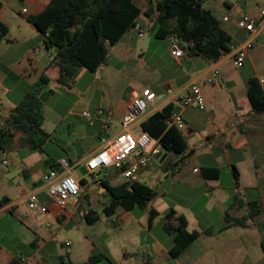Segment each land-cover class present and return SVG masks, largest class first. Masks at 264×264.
<instances>
[{
  "label": "crops",
  "instance_id": "crops-1",
  "mask_svg": "<svg viewBox=\"0 0 264 264\" xmlns=\"http://www.w3.org/2000/svg\"><path fill=\"white\" fill-rule=\"evenodd\" d=\"M1 1V19L9 26V34L0 43V89L4 90L0 94V124H3L43 74L50 77L51 88L54 82H58L59 71L50 67L56 49H47L44 38V52L41 46H35L17 60H12L7 54L16 42L41 35L27 18L43 11L50 0ZM135 1L143 10L153 2ZM205 6L212 10L220 19L221 26L232 36L234 47L230 53L213 61L200 55L190 56L185 52L184 57L178 61L171 54L168 38H155L147 31L151 38L143 40L146 34L141 36L136 28H131L137 32L135 41L128 38L126 32L110 48L106 62L97 71L91 72L84 68L71 87L62 86L69 92L76 91L75 95L70 92L75 101L64 114L56 111L57 119L63 123L70 115L81 117L85 109L102 108L111 119L107 130L102 120L97 121L100 126L98 133L77 130L74 143L79 149L71 147L70 153L67 152L63 143L73 142L65 138L71 133L63 131L61 136L64 139L56 138L58 130L55 126L48 127L49 97L45 105L43 126L51 134L47 144L56 140L61 152L47 150V144L45 152L24 148L19 145L20 133L17 132L14 147L5 151L0 158V199L9 198V202L0 208V264H55L51 262L55 259L63 264L67 261L69 264H80L87 261L95 251H103L104 248L121 264H136L129 261V257L131 253L141 250L147 253L142 264H264V113L253 111L248 96L249 80L264 74V0H206ZM24 9H27L26 13ZM243 17L255 21V32L238 27L237 21ZM139 22L149 27L153 16H141ZM248 43L250 46L247 47ZM240 48H247L246 56L244 65L237 67L234 55ZM215 69H220V74L212 83H208L207 79ZM9 77L23 79L29 87L27 92H19L10 98L11 90L7 86ZM193 83L201 85L205 97L203 109L195 104L184 106L180 102ZM80 84L84 85L83 90ZM145 88L151 89L157 98L148 105L142 120L133 129L141 134L143 120L168 104H174V113L181 114L186 123L182 132L192 150L194 167L198 166L202 171L217 167L220 175L217 178L207 177L187 167L179 176L167 177L164 182L166 185L172 183L171 188L179 198L176 202L160 198L171 194L162 190L149 203L143 216L135 215L133 211H123L119 215V225L113 224L108 217L89 225L83 216L86 208L92 205L95 198L102 197L106 189L94 183L91 190L82 186V196L78 201L60 208L48 196V182L44 180V175L53 171L67 172L62 166L51 168L50 162L53 161L62 164L71 159L73 173L78 165H85V159L103 146L104 133L112 134L113 127L117 129L113 135L121 131L122 118L133 91ZM91 104L94 106L91 107ZM80 107H83L82 110ZM74 125H67L68 129ZM158 146L155 142L149 153ZM161 152L163 155L164 151ZM4 159L8 160L7 164L3 163ZM234 166L239 171V184ZM102 176L113 184L116 183L114 181L124 180L118 170L104 171ZM246 190L257 191L258 198L249 197ZM32 193L37 194L48 206L47 213L30 209L29 196ZM88 193L93 194V197L82 209L84 195ZM235 195H239L242 202L233 206ZM250 200L259 202L260 213L249 220L247 226L233 225L225 228L226 215L230 213L233 217H241L247 214V202ZM202 202V207H199ZM152 208L159 215L150 223ZM170 208L177 211L176 215L186 216L190 230L196 229L201 233L177 258L171 256L173 240L169 241L163 226L162 230L167 235H162L163 232L157 235L153 231L160 220L165 221V214ZM214 208L217 209L220 224L202 229L195 213L212 212ZM78 213L83 216L82 222L91 226L90 232L85 234L77 246L70 240L59 242L57 233L51 228L55 224H69ZM2 223L6 225L2 226ZM66 246L72 247L71 251L66 250Z\"/></svg>",
  "mask_w": 264,
  "mask_h": 264
},
{
  "label": "trees",
  "instance_id": "trees-1",
  "mask_svg": "<svg viewBox=\"0 0 264 264\" xmlns=\"http://www.w3.org/2000/svg\"><path fill=\"white\" fill-rule=\"evenodd\" d=\"M205 2L206 0H153L150 6L143 10L135 0H50L43 11L30 15L27 19L42 34L47 49H56L50 67L58 69L57 81L69 88L82 69L97 71L106 62L110 48L116 45L129 29L141 24V16H153L151 26L143 25L146 32L150 31L159 39H169L175 35L183 50L190 56L200 55L216 61L230 53L234 47L233 38L221 26L220 19L205 6ZM2 8L3 2L0 0V43L9 34V26L1 19ZM50 82V77L43 74L4 123L0 124V158L5 151L14 147L17 132L20 133V146L31 151L45 152L44 147L51 140V134L43 126L45 105L54 92L49 87ZM248 96L253 111L257 114L264 113V93L258 78L249 80ZM174 109V104H168L141 123L143 131L148 133L153 141H158L161 151L168 153L161 166L169 178L177 177L168 176L169 169L186 159H192V150L189 149L182 130L170 124ZM67 162L70 166L73 164L71 159H67ZM50 163L51 168L62 166L60 162ZM234 172L239 184V171L236 166ZM199 173L217 178L220 169L205 168L203 171L200 169ZM85 176L81 186L87 185ZM101 186L107 188L103 195L109 196L108 202L102 205V212L111 221L123 211H134L139 207L146 209L160 194L154 187L140 180L131 182L124 179L118 184H113L103 178ZM84 199L90 202L87 194ZM7 202L8 197L0 199V208ZM239 202H242V199L235 195L233 206ZM247 204V214L241 217H233L230 213L226 215L225 228L233 225L247 226V222L260 213L257 200H250ZM176 214L177 211L170 208L163 222L165 232L174 236L170 249L173 258L179 257L201 235L200 231L189 229V222L184 214ZM158 215L159 212L152 208L150 223ZM83 216L89 225L96 224L101 219L100 213L92 205L86 208ZM262 247L264 250V243ZM105 258L109 257L104 252L95 251L87 261L80 264H96Z\"/></svg>",
  "mask_w": 264,
  "mask_h": 264
},
{
  "label": "built area",
  "instance_id": "built-area-1",
  "mask_svg": "<svg viewBox=\"0 0 264 264\" xmlns=\"http://www.w3.org/2000/svg\"><path fill=\"white\" fill-rule=\"evenodd\" d=\"M23 11L26 13L27 9H24ZM237 25L251 33L256 31L255 21L248 17L239 19ZM135 28L141 36L146 33V28L142 24H138ZM169 40L172 56L178 61L181 60L185 55V51L178 38L175 35H172L169 37ZM248 46H250L249 43L247 44V47ZM246 49L247 48H240L234 55L235 65L237 67H242L244 65ZM38 51L39 49L37 48L36 52ZM219 74L220 69H215L208 77L207 82L212 83ZM258 80L264 93V74L261 75ZM156 98V94L149 88H145L142 91H133L126 112L122 118L121 131L116 135L105 139L101 149L93 154L85 163L88 174L92 178V183L100 185L104 178L102 173L110 168L119 170L121 176L131 182L139 180L142 171L149 165V158L144 155L132 159L130 158L138 149L140 151L145 150L151 145L153 140L145 131L139 136L136 135L133 132V126L142 120L148 105L154 102ZM180 102L184 106L195 104L200 109H203L205 107V97L202 93L201 85L199 83H193L189 90L181 97ZM82 114L90 125H93L96 120H102L104 128L106 130L108 129L111 119L105 114L102 108H97L93 112L85 110ZM170 124L177 126L180 130L186 128L185 120L179 113H173L171 115ZM154 142L158 143V141ZM149 155L158 160L159 158L157 159V157L162 155L159 146L154 147ZM3 163L7 164L8 160L4 159ZM187 167H191L194 173H199L200 171L198 166H192L191 159H186L183 163L169 169L167 175L178 176ZM62 168L67 172H50L44 175V180L48 182V196L50 199L60 208H66L71 202H77L80 198L82 192L81 181L84 176H82L81 179H78L66 161L62 162ZM29 207L30 209L41 213L48 212V206L44 204L35 193H32L29 196ZM112 222L115 225H119L121 223L120 216L113 217ZM67 244L70 245L71 243L67 242Z\"/></svg>",
  "mask_w": 264,
  "mask_h": 264
},
{
  "label": "rangeland",
  "instance_id": "rangeland-1",
  "mask_svg": "<svg viewBox=\"0 0 264 264\" xmlns=\"http://www.w3.org/2000/svg\"><path fill=\"white\" fill-rule=\"evenodd\" d=\"M127 37L128 38H133L134 41L137 38V32L133 29H129L127 31ZM146 35L142 38L143 40L146 39H150L151 36L148 32L145 33ZM42 34L36 36L35 38H28L26 39V41H19L16 42L14 45H12V47L10 48V51L7 53L8 56L12 59V60H17L19 59L23 54H25L27 52V50L29 48H34L35 46H41L43 52L45 51V47L42 45ZM32 54V53H31ZM7 86L10 88L11 93L9 94V97H15V95L19 92H27L28 90V84H26L23 79H20L19 77L13 78V77H9V79L7 80ZM81 89L83 90L84 85L80 84ZM31 88V87H30ZM51 89L54 90L53 94L50 96L48 102H47V110H48V127L50 128L51 126H55L54 128L56 130H58V134L55 135L56 138H63V136H61V132H70L71 134H69L68 136H65V138L73 141V142H65L64 144V148L67 152L70 153L71 151V147H75L77 150L79 149V146L74 143V141H76V132L77 130L81 131L82 129H84L85 131H92L94 133H98L100 131V126H99V122H97L98 120H96V124L95 126L90 125L87 121V119L82 116L81 113V117H79L78 115L76 116L75 114L70 115L63 123H60V121L57 119V112H63L62 114H64L67 110V108L73 106L74 101H75V97L72 96L71 93H73L75 95L76 91L73 90L72 91H67V88L62 87V85H60L58 82H54ZM4 90L0 89V94H3ZM77 95V94H76ZM94 106L93 104H91V107ZM80 107L79 109L82 110ZM78 109V110H79ZM96 108H88L85 110H88L90 112H93ZM84 110V111H85ZM57 111V112H56ZM74 125V127L71 129H68L67 125ZM117 129L116 127H113L111 130L110 135H107L106 133H104V139H108L109 137L113 136L114 132H116ZM133 132L136 135H140L139 133H137L136 130L133 129ZM54 140V139H53ZM155 145V142L152 141L151 145H149L145 150L140 151L139 149L132 155V158L134 157H140V156H147L149 158V165L148 167L142 171L141 175H140V181L145 182L147 184H149L150 186H153L156 190L159 191V193L161 194L162 190L166 191V194H169L168 197H161L162 199H164L165 201H169L170 199L173 200L174 202H176L179 198L176 196V191L172 190V183L168 182L167 185L164 183L166 182L167 176H166V171H164V169L162 168L161 164H159V161L155 159V157H151L149 154V151L151 150L152 146ZM159 148H161V146L159 145ZM46 149L47 150H51V149H55L60 151V148L58 147L56 140L49 142L46 145ZM74 149V148H73ZM61 152V151H60ZM67 152H64L65 154H67ZM87 155V152L84 153V156ZM89 158V157H88ZM85 159L84 163L88 160ZM105 171H111L114 172L116 171L115 168H110V169H106ZM74 173L77 177L79 176H83V174L80 172L79 168H75L74 169ZM86 181H87V185H86V189H90L93 186L92 183V178L89 174H87L85 176ZM116 183L114 184H118L120 182L118 181H114ZM118 182V183H117ZM264 192V189H263ZM88 198L89 200L93 197V194L88 193ZM246 195H248L251 198H258L257 195V191L255 190H246ZM81 196H82V192H81ZM85 197V195H84ZM109 200V196L108 195H103L100 198H95L92 202V206L95 210H97L100 215L101 218L103 220L107 219V216L102 212V205L106 202H108ZM83 204L81 205V208L83 209V206H87L88 205V201L87 200H83ZM182 204V203H181ZM203 202L201 203V205H199V207H202ZM191 206V205H190ZM195 207H193L194 209ZM133 213L139 216H143L145 213V209L143 208H136ZM195 215L198 218V221L200 222V224H198L199 226H201L202 229H205L206 227H208L209 225H219L220 224V220H219V215L217 214V209L214 208L212 212H202L200 213H195ZM83 216L81 215V213H78L74 216L73 220L69 223V224H64V225H60V224H55V226H53L51 229L53 231H55V233H57L56 238L59 242H65L66 240H70L71 242H73V245L77 246V243L85 238V234H88V232H90V227L86 225L84 222H82L83 220ZM161 222L159 224H157V226L155 227V229L153 230L155 234L159 235L160 232H163L162 230V226H163V221L160 220ZM197 221V222H198ZM6 225V223H2V226ZM192 228V227H191ZM166 234L165 232L162 233ZM167 235V234H166ZM170 235V236H169ZM169 237V241L171 242L173 240V235L172 234H168ZM5 242H8L7 239H5ZM66 250L71 251L72 247H65ZM129 250V249H128ZM99 250H97L96 252H98ZM103 251L105 252V254H107V256L109 257L108 259H102L100 261H98L96 264H121L117 258L112 257L109 253H107L106 248L103 249ZM102 251V252H103ZM130 252V250H129ZM131 253V252H130ZM147 253H143V250L135 252V253H131L130 257H129V261H132L136 264H142L143 263V259L146 256ZM147 259V258H146ZM51 262L53 263H59V264H63L62 261L60 260H51ZM119 262V263H118ZM65 264H69V262H65Z\"/></svg>",
  "mask_w": 264,
  "mask_h": 264
},
{
  "label": "water",
  "instance_id": "water-1",
  "mask_svg": "<svg viewBox=\"0 0 264 264\" xmlns=\"http://www.w3.org/2000/svg\"><path fill=\"white\" fill-rule=\"evenodd\" d=\"M160 156V155H159ZM157 157V159L159 158V162L162 163L167 157H168V153H164L163 155H161L160 157ZM80 172L83 174V175H87L88 174V171L85 167V165H82L80 167ZM104 189H107L104 187Z\"/></svg>",
  "mask_w": 264,
  "mask_h": 264
}]
</instances>
